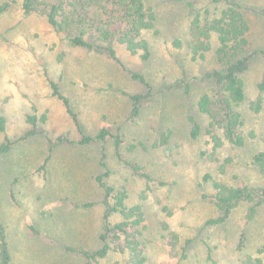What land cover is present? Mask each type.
I'll list each match as a JSON object with an SVG mask.
<instances>
[{
    "label": "rangeland",
    "instance_id": "rangeland-1",
    "mask_svg": "<svg viewBox=\"0 0 264 264\" xmlns=\"http://www.w3.org/2000/svg\"><path fill=\"white\" fill-rule=\"evenodd\" d=\"M21 1L14 0L7 10L0 11V116L5 118L0 141L4 137L14 141L8 153L0 154V220L7 225L13 256L10 264H84L67 247L80 245L91 250L99 246L104 206L103 190L95 176L104 172L99 165L101 143L64 142L53 149L45 167L39 168L48 151L47 135L51 139L78 137L60 101L51 95L48 77L59 82L86 133L94 135L101 126L119 132L124 157L138 162L152 177L151 190L141 200L144 180L115 158L112 140H106L109 173L105 180L115 189L125 188L127 204L142 202L144 207L146 264H241L246 256L256 255L264 243V204L250 219L246 217L249 204L241 203L224 224L207 225L205 221L215 216L216 209L202 193L210 191V183L204 180L206 173L228 185L264 186V175L250 163L251 156L263 146L264 93L261 112L249 109L256 97V83L264 76V58L254 60L243 74V132L253 131L255 137L247 138L242 148L225 143L214 161L208 156L211 148L204 134L207 118L198 110L197 101L212 88L203 75L216 66L217 43L213 39L211 51L201 60L192 59L184 46L177 49L172 45L176 38L187 39L193 9L202 18H210L224 4L213 0H143L156 19L154 27L144 33L151 56L141 61L115 45L116 61L102 52L69 47L43 16L24 15ZM236 1L245 8L249 40L253 46L264 47L260 14L264 0ZM130 70L141 73L152 91L135 119L128 117L130 102L125 93L145 89L131 78ZM182 80L190 83L188 92L182 90ZM43 113L46 122L37 125L43 132L21 140L30 126L26 116L40 117ZM191 118L201 125L196 139L190 135ZM168 132L167 142L154 146L161 134ZM227 157L232 161L222 172L220 165ZM91 201L92 206H83ZM241 231L246 236L242 249L237 246ZM171 233H176L181 243L191 239L184 257L179 250L176 254L169 251ZM207 245L213 260L207 259ZM121 261L111 252L93 264Z\"/></svg>",
    "mask_w": 264,
    "mask_h": 264
},
{
    "label": "trees",
    "instance_id": "trees-1",
    "mask_svg": "<svg viewBox=\"0 0 264 264\" xmlns=\"http://www.w3.org/2000/svg\"><path fill=\"white\" fill-rule=\"evenodd\" d=\"M223 3L224 6L213 17H201V13L193 9V13L187 28L185 41L176 38L172 45L177 49L183 46L187 49L192 59H204L212 49L215 39L217 45L214 49L215 65L204 73L203 78L211 82L212 88L203 92L197 101L198 110L207 118L204 134L210 144L208 156L211 160H218L217 154L225 143L233 148H242L246 145L247 138H254L255 134L250 131L243 132L245 124L240 106L246 100V88L243 74L249 69L251 63L264 58V47L253 46L248 38L249 22L245 15V8L236 0H213ZM14 0H0V11L7 10ZM190 4V3H189ZM20 7L24 15L36 13L43 16L52 28L69 47H77L85 50L105 53L110 59L118 60L115 45H121L125 50L137 56L141 61H147L151 56L150 46L144 33L154 27L155 15L150 7H146L143 0H22ZM264 19V11H260ZM133 80L141 83L145 92L125 93L130 102V119L139 116L142 104L152 96L151 85L144 76L130 70ZM51 95L60 101L67 116L73 122L78 133L77 139L67 136H58L51 139L47 135L48 151L43 164L44 168L51 158L55 147L64 142H74L79 145H87L91 142H100L101 151L99 165L104 169L103 173L95 176V181L103 190L101 231L98 234L99 246L94 249H85L75 245L67 247L70 252L80 256L84 264H93L100 258H106L111 252L118 254L121 264H146L145 243L142 242L143 231L146 228V215L142 202L127 204L128 194L125 188L115 189L107 183L109 168L106 164L104 143L107 139L112 140V150L115 158L130 167L132 173L142 178L145 189L140 199H146V192L151 190L152 177L143 170L142 166L124 157L121 146L122 137L119 132H113L106 126H101L94 135L86 133L81 125L78 114L72 109L69 98L62 92L57 80L47 78ZM180 84V83H178ZM177 84V85H178ZM182 90L188 92L190 83L181 81ZM264 76L256 83V97L249 104V109L254 113L261 112L263 108ZM26 122L29 129L21 136V140L27 139L40 132L38 123L46 122V115L40 117L35 114L27 115ZM5 118L0 116V132L5 130ZM190 135L197 138L201 133V125L193 118L190 119ZM169 132L161 134L154 146L167 142ZM262 148L251 156V164L264 175V139ZM14 141L4 137L0 141V154L8 153ZM130 146L129 149H133ZM232 158L227 157L220 165L224 172L226 164L231 163ZM204 180L209 182L210 191L202 193V197L208 199L215 207L216 214L205 221L207 225H222L230 217L233 210L241 203L249 204L246 217L252 218L256 208L264 204V186L228 185L215 179L206 173ZM12 200H15L11 193ZM94 203L85 202L84 207H90ZM118 216L119 220L113 221L112 217ZM29 230L34 231L29 225ZM191 239L180 242L176 233L168 236L167 244L169 251L184 253ZM245 232L241 231L238 236V248L245 245ZM179 245V247H178ZM207 259L213 260L211 248L207 245ZM11 253L6 240L3 224L0 223V264H10ZM241 264H264V243L256 249V255L246 256Z\"/></svg>",
    "mask_w": 264,
    "mask_h": 264
},
{
    "label": "crops",
    "instance_id": "crops-1",
    "mask_svg": "<svg viewBox=\"0 0 264 264\" xmlns=\"http://www.w3.org/2000/svg\"><path fill=\"white\" fill-rule=\"evenodd\" d=\"M0 214H1V211H0ZM0 223L3 224V226H4V231H5L6 240H7V232H6L7 225H4V222L2 220H0ZM7 243H8V241H7ZM8 246H9V243H8ZM9 250H10V248H9ZM10 253H11V251H10ZM12 258H13V256H12V253H11V260H12Z\"/></svg>",
    "mask_w": 264,
    "mask_h": 264
}]
</instances>
